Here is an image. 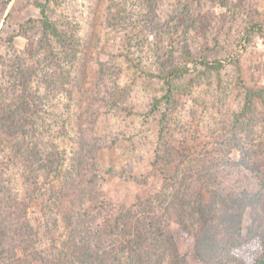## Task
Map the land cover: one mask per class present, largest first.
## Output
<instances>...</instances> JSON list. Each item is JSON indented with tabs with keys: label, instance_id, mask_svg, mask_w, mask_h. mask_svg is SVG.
<instances>
[{
	"label": "trees",
	"instance_id": "16d2710c",
	"mask_svg": "<svg viewBox=\"0 0 264 264\" xmlns=\"http://www.w3.org/2000/svg\"><path fill=\"white\" fill-rule=\"evenodd\" d=\"M119 1L111 21L122 17L125 0ZM140 1L137 16L149 27L152 0ZM36 6L42 16L36 40L18 50L12 37L0 39V264H188L171 223L193 241L199 264H264V144L250 140L247 129L256 106H264V86L243 80L242 55L210 60L189 45L176 55L173 47L163 51L154 34L156 66L142 68L129 57L139 67L135 81L149 94L138 111L126 91L105 82L102 69L81 88L72 84L78 30L58 26ZM251 28L264 37V25ZM229 67L241 100L218 130L178 121L184 97L212 86V78L220 83ZM119 116L153 124L146 176L162 179L159 191L129 205L102 190L109 171L100 153L123 139L138 138L137 146L144 140L140 128L127 138L108 130V119ZM247 208L252 216L242 233Z\"/></svg>",
	"mask_w": 264,
	"mask_h": 264
},
{
	"label": "rangeland",
	"instance_id": "374dc122",
	"mask_svg": "<svg viewBox=\"0 0 264 264\" xmlns=\"http://www.w3.org/2000/svg\"><path fill=\"white\" fill-rule=\"evenodd\" d=\"M118 2L10 0L4 5L0 1V39L3 41L12 37V44L18 50L36 40L40 35L42 20L36 3L42 4L49 19L58 26L73 32L78 30L80 46L72 84L81 88L84 82L94 80L102 69L106 75L105 82H114L116 89L126 91L138 111L149 100V94L142 80L135 81L140 71L134 62L141 60L142 68L156 66L153 48L156 33H159L157 36L162 50L173 47L176 55H180L184 45H189L198 56H206L210 60H223L228 53L241 54L243 80L250 86H264V37L250 32L254 23L264 25V0H152L155 18L149 27H144L140 16H137L141 12L140 0L122 1V17L111 21L110 14ZM30 21H33V27L28 25ZM140 26H143L142 34L138 32ZM0 47L4 50L2 42ZM129 57L134 62L131 63ZM220 79L219 83L216 78H212V86L203 84L184 97L185 103L178 108L177 120L186 126L192 125L191 129L195 127L204 131L205 127H209L217 131L221 122L229 118L230 111L236 109L241 100L239 87L235 84L236 69L229 67L221 73ZM253 118L254 126L247 128L250 140L264 144V106H256ZM105 125L115 133L127 132L125 138L134 133L138 136L140 128V138L144 140L137 146L138 138L131 141L123 139L113 148L100 153L99 162L104 170L109 171L104 176L102 190L114 201L127 205L159 191L162 184L160 176H146L152 161L153 124L150 122L140 127L135 119L119 116L109 118ZM239 154L238 149H233L230 155L233 160H238ZM143 181L146 183L142 184ZM250 215V209L244 210L242 233H246ZM170 231L178 251L188 264H199L193 241H185L175 223L170 224Z\"/></svg>",
	"mask_w": 264,
	"mask_h": 264
}]
</instances>
